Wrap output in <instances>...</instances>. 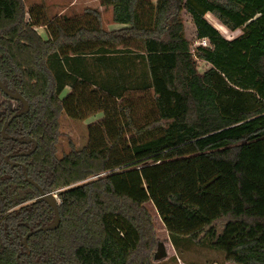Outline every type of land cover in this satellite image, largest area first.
I'll return each instance as SVG.
<instances>
[{"label":"trees","instance_id":"16d2710c","mask_svg":"<svg viewBox=\"0 0 264 264\" xmlns=\"http://www.w3.org/2000/svg\"><path fill=\"white\" fill-rule=\"evenodd\" d=\"M98 1L123 27L96 8L49 19L33 5L25 20L22 0H0V78L30 105L0 117V264H151L147 202L175 249L190 238L264 264V0ZM182 10L208 46L191 50ZM62 113L102 117L57 156ZM29 180L57 191L60 223L22 245L54 219Z\"/></svg>","mask_w":264,"mask_h":264},{"label":"rangeland","instance_id":"374dc122","mask_svg":"<svg viewBox=\"0 0 264 264\" xmlns=\"http://www.w3.org/2000/svg\"><path fill=\"white\" fill-rule=\"evenodd\" d=\"M25 10V20H28V9L33 5H41L44 8L45 14L49 19L54 17H72L81 15L86 8H96L101 14L102 27L105 30H113L118 28L119 25L112 20L111 7H103L99 5L98 0H22ZM182 17L184 22L185 36L190 42L191 50L194 51L195 47L202 45L200 40L196 38L195 27L191 21L190 16L185 10H182ZM207 20L215 25L219 32L228 39L238 36L241 29L235 31L228 30L225 26L221 25L218 21L214 23L211 15L206 16ZM44 27V26H43ZM43 39H47V32L45 28L37 30ZM198 71L200 73L207 70L210 65L200 58H195ZM70 91V87L64 89L61 97ZM6 101L11 108L16 107V103L11 100L4 99L0 94V115L4 112L2 105ZM102 117L101 113L89 116L82 121H73L63 113L59 116L58 132L56 139V155L61 156L71 148V143L76 148L83 147L87 144V125L98 121ZM144 207L149 212L152 218V225L154 227V235L156 241H165L167 248L166 258L154 261L153 255L156 250V243L150 251L149 259L151 264H235L227 262L225 255L222 251L211 249L205 242L196 244L190 238H184L179 242V248L175 249L170 241L168 231L158 216L155 207L151 202L144 204Z\"/></svg>","mask_w":264,"mask_h":264},{"label":"water","instance_id":"95a60500","mask_svg":"<svg viewBox=\"0 0 264 264\" xmlns=\"http://www.w3.org/2000/svg\"><path fill=\"white\" fill-rule=\"evenodd\" d=\"M0 89L11 99L13 100H18L21 101L24 109L21 113H19V115H21L22 113L26 112L28 110V103L25 100V98L19 94V93H10L8 91L5 90V88L3 87L1 81H0ZM16 115H13V117ZM7 127V125L3 126V128L1 129L2 134H4V129ZM34 142V146L31 149V151H28L26 153H19L21 155H28L30 154L32 151L35 150V148L37 147V142L35 140H33ZM26 175V174H25ZM30 183L36 187V189L40 192V197L48 204V206L52 209L53 213H54V219L53 221L49 224V225H45V226H40L37 227L29 232L26 233V235L23 237V240L21 242L22 245H26L27 239L34 233L39 232V231H48V230H54L58 227L59 223H60V215H59V209H58V201L55 195H53L52 193H45L43 191V189L34 181L29 180ZM18 256H16L17 259V263H18ZM167 256V248L165 246V241H158L157 245H156V250L155 253L153 255V260L154 261H159L162 260L164 258H166Z\"/></svg>","mask_w":264,"mask_h":264},{"label":"flooded vegetation","instance_id":"af4514ba","mask_svg":"<svg viewBox=\"0 0 264 264\" xmlns=\"http://www.w3.org/2000/svg\"><path fill=\"white\" fill-rule=\"evenodd\" d=\"M0 81H1V83H2V85H3V82H2V80H1V78H0ZM3 87L5 88L6 91H8V92H10V93H19V92H15V91H13V90H8L4 85H3ZM0 94H1V96H2L4 99L11 100V101H14V102L16 103V107H15V108H11V107L8 105V103H7L6 101H3L2 105H3V107H4V112H5V104L8 105V108H9L10 110H13V109H16V108H17V102H21V101L13 100V99L9 98V97H8V96H7L2 90H1V89H0ZM19 94H20V93H19ZM25 100H26V99H25ZM26 101H27V100H26ZM21 103H22V102H21ZM27 103H28V101H27ZM28 106H29V107H28V110H27L26 112H24V113H27V112L29 111V109H30V105H29V103H28ZM23 109H24V106H23V104H22V109H21V111H19L18 114H17V113H16V114L19 115V113H21V112L23 111ZM4 112L2 113V115L4 114ZM24 113H22V114H24ZM16 114H13V115H16ZM2 115H0V117H1ZM13 115H12V117H13ZM12 117H11V118H12ZM11 118H10V119H11ZM10 119H9V120H10ZM9 120H8V121H9ZM5 125H6V124H5ZM5 125H3V126H5ZM2 128H3V127H2ZM2 128H1V129H2ZM6 128H7V127H6ZM6 128H5V129H6ZM5 129H4V130H5ZM4 137H5V135H4ZM33 140H34V139L30 137L27 141H28V142H33ZM33 145H34V142H33Z\"/></svg>","mask_w":264,"mask_h":264},{"label":"crops","instance_id":"0c3cea01","mask_svg":"<svg viewBox=\"0 0 264 264\" xmlns=\"http://www.w3.org/2000/svg\"><path fill=\"white\" fill-rule=\"evenodd\" d=\"M100 6H101V5H100ZM208 14L212 16V18H213V20H214L213 22H214V23H217V21H218L217 18H215V16H213L211 13H206V14H205V18H206V16H207ZM206 19H207V18H206ZM208 22H209V21H208ZM218 22H219V21H218ZM209 23H210V22H209ZM116 24H118V23H116ZM210 24H212V23H210ZM118 25H119L118 28L123 27L122 24H118ZM212 25H213V24H212ZM213 26L215 27V25H213ZM40 28L43 29L44 27H43V26H37V27H35V30L37 31V30L40 29ZM118 28H114V29H118ZM215 28H216V27H215ZM194 30H195V29H194ZM37 33L40 35L41 32H38V31H37ZM203 61H204V60H203ZM204 62H205V61H204ZM206 63H207V62H206ZM66 88H67V87H66ZM66 88H65V89H66Z\"/></svg>","mask_w":264,"mask_h":264},{"label":"built area","instance_id":"2783aa9c","mask_svg":"<svg viewBox=\"0 0 264 264\" xmlns=\"http://www.w3.org/2000/svg\"><path fill=\"white\" fill-rule=\"evenodd\" d=\"M200 43H201L203 46H208V45H209L208 40H207L206 38L200 39ZM56 192H57V191H54L52 194L56 196Z\"/></svg>","mask_w":264,"mask_h":264}]
</instances>
